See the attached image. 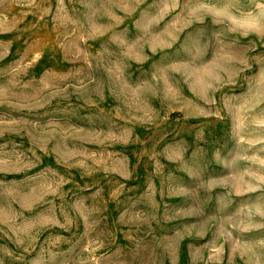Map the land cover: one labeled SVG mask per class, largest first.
I'll return each instance as SVG.
<instances>
[{
	"label": "rangeland",
	"instance_id": "1",
	"mask_svg": "<svg viewBox=\"0 0 264 264\" xmlns=\"http://www.w3.org/2000/svg\"><path fill=\"white\" fill-rule=\"evenodd\" d=\"M0 264H264V0H0Z\"/></svg>",
	"mask_w": 264,
	"mask_h": 264
}]
</instances>
